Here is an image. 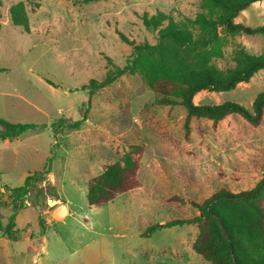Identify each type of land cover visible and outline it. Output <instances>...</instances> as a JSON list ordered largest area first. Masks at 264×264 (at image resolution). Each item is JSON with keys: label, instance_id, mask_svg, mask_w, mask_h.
I'll return each mask as SVG.
<instances>
[{"label": "rangeland", "instance_id": "374dc122", "mask_svg": "<svg viewBox=\"0 0 264 264\" xmlns=\"http://www.w3.org/2000/svg\"><path fill=\"white\" fill-rule=\"evenodd\" d=\"M1 1L0 118L47 127L12 142L0 139V220L6 225L12 214L5 188L21 186L28 173L42 169L52 149L50 178L68 213L60 218L53 210L45 212L42 234L36 209L26 203L16 216L18 236L0 237V264H210L192 249L197 224H164L198 216L191 201L201 203L219 190L255 187L264 176V117L252 127L241 116L229 115L217 128L207 118L193 117L187 140L186 108L159 105L157 94L137 74L123 75L105 88L81 89L91 80L103 81L131 58L133 46L117 30L135 43L156 44L157 33L145 27L144 15L194 18L204 11L201 0ZM18 1L26 5L30 32L11 22L9 9ZM35 3L40 6L34 8ZM235 22L264 25V0L251 4ZM240 48L263 53L264 35L222 33L215 63L233 65ZM263 91L261 70L233 90L201 91L194 102H233L252 110ZM61 119L84 121L78 129H60L55 139L51 124ZM131 144L146 149L142 186L89 207L88 180L118 161ZM174 196L183 201H168ZM155 223L163 226L141 237Z\"/></svg>", "mask_w": 264, "mask_h": 264}, {"label": "trees", "instance_id": "16d2710c", "mask_svg": "<svg viewBox=\"0 0 264 264\" xmlns=\"http://www.w3.org/2000/svg\"><path fill=\"white\" fill-rule=\"evenodd\" d=\"M99 0H82L89 4ZM260 0H201L204 11L194 18L176 20L172 16L158 12L142 17L145 27L157 33V43H135L122 32L118 35L133 46L131 58L122 67H115L103 81L91 80L82 90L105 88L126 74H137L141 80L157 94V103L163 106H183L187 110L184 120L185 138L188 140L193 117L207 118L214 128L229 115H239L252 127H258L264 117V91L259 93L253 109L233 102L219 105H197L194 97L201 91L223 92L235 89L240 83H247L264 70V52L249 53L238 49L233 56V65L219 67L214 58L216 46L224 35L263 34L264 25L253 28L235 19L251 4ZM2 1L0 0V6ZM35 3V7H39ZM13 25L30 32L26 5L18 1L9 9ZM2 25L0 23V32ZM111 61L110 58H108ZM47 82L56 86L51 81ZM84 119L60 121L51 124L56 134L62 128L78 129ZM0 139L12 142L21 134L47 127V124L15 123L0 118ZM144 145L131 144L130 150L118 161L103 166L102 172L87 182V203L89 207H101L113 202L117 197L142 186L139 171ZM55 151L52 149L40 170L28 173L21 186L9 188L12 214L6 225L0 220V237L14 239L18 236L16 216L28 203L37 211V220L43 234L46 228L45 212L54 206L51 201L59 199L57 187L51 182ZM179 197L168 198V201ZM183 201V199H179ZM199 215L188 219H173L164 227L197 224L198 234L192 249L210 264H264V176L255 187L233 193L219 190L201 203L191 201ZM158 223L149 225L141 237L149 238L158 229Z\"/></svg>", "mask_w": 264, "mask_h": 264}, {"label": "crops", "instance_id": "0c3cea01", "mask_svg": "<svg viewBox=\"0 0 264 264\" xmlns=\"http://www.w3.org/2000/svg\"><path fill=\"white\" fill-rule=\"evenodd\" d=\"M6 142H9L8 140H5ZM27 175V174H26ZM50 180H51V178H50ZM51 182H52V180H51ZM53 183V182H52ZM54 184V183H53ZM59 200V199H58ZM58 200H54V201H52V202H59L60 204H53V205H51V206H54L51 210H53V216L54 215H56V214H60V218H62V217H64L67 213H68V208L67 207H65L66 206V203H64V202H61L60 200L58 201ZM51 202V203H52ZM50 203V204H51Z\"/></svg>", "mask_w": 264, "mask_h": 264}, {"label": "water", "instance_id": "95a60500", "mask_svg": "<svg viewBox=\"0 0 264 264\" xmlns=\"http://www.w3.org/2000/svg\"><path fill=\"white\" fill-rule=\"evenodd\" d=\"M10 194V192H8ZM6 199H8L9 201H11L12 197L11 195H6L5 196ZM163 225L161 224L160 227H162Z\"/></svg>", "mask_w": 264, "mask_h": 264}]
</instances>
